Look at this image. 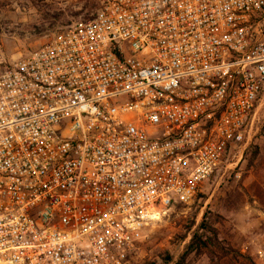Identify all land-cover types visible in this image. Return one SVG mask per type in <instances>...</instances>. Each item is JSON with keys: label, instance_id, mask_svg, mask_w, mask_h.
Returning a JSON list of instances; mask_svg holds the SVG:
<instances>
[{"label": "built area", "instance_id": "built-area-1", "mask_svg": "<svg viewBox=\"0 0 264 264\" xmlns=\"http://www.w3.org/2000/svg\"><path fill=\"white\" fill-rule=\"evenodd\" d=\"M263 89L264 0H109L7 65L0 264H122L240 159Z\"/></svg>", "mask_w": 264, "mask_h": 264}, {"label": "rangeland", "instance_id": "rangeland-1", "mask_svg": "<svg viewBox=\"0 0 264 264\" xmlns=\"http://www.w3.org/2000/svg\"><path fill=\"white\" fill-rule=\"evenodd\" d=\"M107 1L0 0V73L73 23L91 19ZM238 158L194 200L166 209L144 228L122 264L177 263L203 220L211 232L183 264H263L256 252L264 246V89Z\"/></svg>", "mask_w": 264, "mask_h": 264}, {"label": "trees", "instance_id": "trees-1", "mask_svg": "<svg viewBox=\"0 0 264 264\" xmlns=\"http://www.w3.org/2000/svg\"><path fill=\"white\" fill-rule=\"evenodd\" d=\"M211 229L206 225V221H202V223L198 226L196 231L192 233L191 239L187 246L185 247V253L179 259V261L175 264H183L184 256L190 254L191 252L197 251L201 249V245H203L202 238L206 236V234L210 233Z\"/></svg>", "mask_w": 264, "mask_h": 264}]
</instances>
